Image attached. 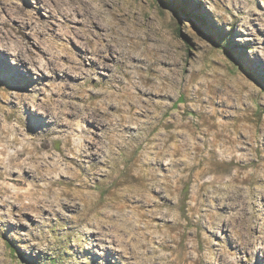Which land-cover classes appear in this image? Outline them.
Here are the masks:
<instances>
[{"label": "rangeland", "instance_id": "obj_1", "mask_svg": "<svg viewBox=\"0 0 264 264\" xmlns=\"http://www.w3.org/2000/svg\"><path fill=\"white\" fill-rule=\"evenodd\" d=\"M106 2L110 23L117 16L121 20L122 35L118 41L115 31L107 32L106 42L120 53L122 64L109 61L106 71V119L96 125L75 117L77 125L70 131L41 137L47 142L46 154L55 153V174L62 169L79 170L73 168L76 164L70 158L63 160L61 152L69 153L63 140L82 146L86 137L97 141L103 138L106 146L101 152L106 157L100 153L95 158L81 160L84 168L94 175L82 174L77 178L84 184L79 188L83 192L81 198L87 199L90 210L80 217V208L55 207L57 213L38 215L18 204L2 202L5 197L12 200L10 196L17 194L19 200L27 205L31 201L30 206L35 207L41 199L71 195L73 186L54 185L50 177L40 183L14 185L0 175L3 203L0 264H150V260L152 264H260V255L248 258L233 245L236 229L231 219L209 212L211 204L224 197L229 191L228 184L237 178L235 169H247L248 165L208 166L204 161L192 168L180 165L177 170L180 178L169 187L167 200L163 198V189L159 193V187L153 189L148 182L143 188L139 186L142 190L136 202L132 197L136 191L134 184L139 183L136 176H141L143 181H157L165 188L167 165L172 159L189 162L200 157L206 158V163L210 158L218 159L221 149L226 150L227 156L232 152L264 154V30L260 27V19H264L263 0ZM33 5L34 0H0L2 34L20 27L25 29L27 37L37 41L35 28L40 26L38 21L30 22L28 16L39 13V21L47 18L42 8ZM20 9L24 15L18 14ZM56 23L51 25L55 33ZM61 41L59 38L57 43ZM74 51L80 53L79 48ZM11 53V49L0 44V129H5L8 140L16 137L22 140L20 131L14 129L22 124H38L36 117L41 102L56 107V97L51 91L57 83L45 80L41 85L44 91L36 93L35 77ZM4 66L13 74L21 72L31 79L28 104H22L25 90L10 79ZM99 87L96 79L84 84L86 107L100 110L99 98H88ZM66 92H72V88L67 87ZM64 99L67 100L66 95ZM220 123L226 124L222 134L227 138L221 148L217 136ZM27 137H30L27 147H40L38 138ZM237 143L241 144L235 146ZM16 148L20 149L21 145ZM16 148L9 147L7 152L15 153ZM159 149L163 152L157 165L153 159L155 153H160ZM39 155L35 157L38 163L45 159L51 162L43 153ZM26 162L25 156L16 160L8 155L0 156V174H5L10 166L15 167L16 173H24L26 168L22 167ZM64 162H70L69 169ZM241 187L238 184L236 189L249 195V203L259 204L255 212L262 214L264 199L258 200L257 196L262 186L247 182L245 189ZM34 209L36 213L41 210ZM118 214L130 223L142 218L151 221L153 229L144 234L140 231L139 235V239L147 240L145 251L138 246L130 254L129 247L123 244L122 221L115 220ZM209 219L215 224L212 229L206 224ZM258 225V229H263L264 221L260 220ZM137 232L133 229L131 236Z\"/></svg>", "mask_w": 264, "mask_h": 264}, {"label": "bare ground", "instance_id": "obj_2", "mask_svg": "<svg viewBox=\"0 0 264 264\" xmlns=\"http://www.w3.org/2000/svg\"><path fill=\"white\" fill-rule=\"evenodd\" d=\"M33 6L36 9L42 8L46 13L47 18L45 21H39V13L30 14L28 16V20L30 22L34 23L33 20L38 21L37 23L40 26L38 29L35 28V35L38 36L37 41H32L29 37H27L25 29L15 27V31L13 32L10 30L5 34H2V30L0 31V44L6 46L7 49H11L13 52L11 55L17 57L21 66H23L28 73L30 72L35 77L34 90L36 93H40L42 90L41 85L45 84V80L57 83V86L51 91L52 96L56 97L57 105L56 107H52L49 103L41 102L38 106L40 111L37 113L38 117L35 116L38 124H32L30 126L22 124L14 129L16 131H20V133H17L21 138H23L22 140L19 139V137L8 140L4 131L5 129H0V156L8 155L11 160L20 159L23 156L27 158V162L24 163V167H22L26 168L23 169L24 173H16V171H14L15 167L13 166L12 168L10 166L5 174L2 173L0 175L2 178L7 179L14 185H27L28 182L40 183L42 180L49 179L50 177L52 181L51 183L54 185H72L73 188L71 189V195L52 198L51 200L41 199L35 207L34 205L30 206V204H32L31 201L27 205L23 202V200H19L17 194L10 196L12 200L8 199L9 197H5L1 201H6L10 204H18L22 207V209H31L32 213L38 215H43L44 212H48L49 214L57 213L58 209H55V207H61L62 209L80 208L79 216L82 217L88 214V211L90 210V203L87 202V199L83 200L81 198L83 192L79 188H83L84 184L77 178H79L82 174L87 177L93 176L94 172L90 173L86 170L84 165L81 164V160L95 158L99 156L100 153L106 157L105 152H101L106 146V143L103 138H100V140L98 138L97 141L96 138L94 139L91 137L84 138L82 146L78 145L77 142H74V144L70 143L69 140H63L64 147L69 149V153H65L64 151L61 152L63 160L70 158L72 163L76 164L73 168L79 170L77 172L73 170L69 172L68 170L62 169L55 174L53 169L55 166V163L53 162L55 153H53V155L46 154L47 152L44 150L46 149L47 142L41 137L45 134L70 131L74 128V125H77L74 123L73 118L75 117H80L92 123L96 122V125L105 121L106 105L108 104V99H106V71L109 68V61H113L116 65L122 64L120 53H118L116 49L111 48L108 41L106 42L107 32L112 30L115 31L114 34L116 35L118 41H121V27L119 28L121 20L117 16L114 22L110 23L106 0H34ZM262 7L264 10V0ZM17 12L19 15H24V11L21 9ZM78 16L80 19H78ZM260 20V27L264 30V19L261 18ZM54 22L58 23V26L57 23L55 24L58 29L57 33H55L54 29L51 27V25H54ZM70 25H75V27L78 28ZM59 27L72 28V30L64 31L60 30ZM48 31L51 32L49 33ZM68 34L73 35L72 37H69ZM55 35H58V39L55 38ZM248 35L253 37V35L249 32ZM39 37L41 39H39ZM59 38L62 39V41L57 43ZM253 39L255 38L253 37L252 40ZM75 48H79L81 54L76 53V51H74ZM261 59L262 58H260V60ZM86 65H88V67H85ZM66 68H68V70ZM4 69L6 70H4L6 74L10 73V79L13 80L16 85L20 86L21 89L25 90L24 97L21 101L22 104L27 103V100H30L28 97V85H30L31 79L27 76L25 77V75L21 72L13 74L11 69L8 67L5 68L4 66ZM23 75L24 79H22ZM92 79H96L100 87L98 90H94L90 95L88 94V98L98 97L101 105L100 110L85 106V98L87 95L84 93L83 86L86 82H89ZM72 80H75L76 82H73ZM67 87L72 88V92H66ZM43 91L44 90H42V92ZM65 95L67 96V100L64 99ZM217 128V136L220 141L219 148H221L226 142L225 139H227L222 134V132L225 131L226 124L220 123ZM75 129L78 131L79 126ZM8 131L9 130L6 132ZM26 135H33L38 138V140L41 141L40 147H27L26 143H29L28 139L30 137L26 138ZM240 144L241 143H237L235 146H239ZM17 145H21V148L17 149ZM9 147L16 148V152L9 154L7 152ZM72 149H75V151H72ZM159 150L160 153H155L156 158L153 159L157 165L158 160H161L160 155L163 152L162 149ZM225 151V149H221L218 159L210 158L206 161V163V158L202 159L200 157H196L189 162H184V160L178 158L172 159L167 165L169 166V174L167 175L168 177L166 180H164L165 188H162L161 183H157V181L145 179V182L141 176H136L139 183L134 184L136 191L132 198L134 202H136L138 196L141 194L140 191L142 190L139 186L143 188L148 182L151 183L150 185H152L153 189L154 187L157 189L156 187L158 186L160 189L159 193H161V190L163 189L165 194L163 198L164 200H167L170 195L169 187L174 184L176 185L180 178L177 171L180 170V165L187 164L192 168L199 165L201 161H204V164L208 166L224 163L228 166L235 164L238 168H241V166L248 165L247 169H235L237 178H235V181L228 184L229 191L227 194L222 198H217L216 201L211 204L209 212L210 214H215L216 216L227 215L231 219L232 227L236 229L233 245L242 250L248 258H254L257 254L260 255V264H264V228L258 229L259 221H264V212L262 214H257L255 212V208L258 207L259 204L254 202L249 203V195H244L240 192L242 190H239L238 188L236 189L238 184L242 185V189H245L244 186L247 182L254 183L256 186H259V188L262 186L257 194L258 200L264 199V154L257 156L242 153L237 155L232 152L230 156H227ZM42 153L47 159H50L51 162L46 159L44 161L38 160L39 163L35 161V157L41 156L39 154ZM75 161L78 163H75ZM69 163L70 162H64L66 169H69ZM44 166L46 168H44ZM146 167L149 168V164H147ZM140 179L142 182H140ZM122 182L123 181L118 183L119 189H121L120 186ZM131 184L132 183H130V185ZM132 187L133 186H131V189ZM253 201L255 200L253 199ZM2 202H0V205H3ZM115 203L118 204V202ZM37 207H40L41 210L36 213L34 208ZM233 210L234 212L230 213ZM115 220L122 221L121 235H123V244L129 247L130 254L132 255L138 246L141 250H144L147 240L145 241L143 237V240L139 239V235L140 231L144 234L152 228L153 224L151 221L142 218L130 223L124 218V216L120 217L119 214L116 215ZM154 222H156V220ZM206 224L208 229L215 227V224L211 219H209ZM133 229H136L139 232L131 236V231L133 233ZM145 236L148 237V235ZM145 255L151 259L149 255ZM150 264H152L151 260Z\"/></svg>", "mask_w": 264, "mask_h": 264}]
</instances>
